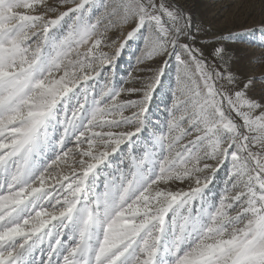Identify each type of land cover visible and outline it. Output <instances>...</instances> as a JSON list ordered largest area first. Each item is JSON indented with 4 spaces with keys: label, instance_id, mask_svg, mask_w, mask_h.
Wrapping results in <instances>:
<instances>
[{
    "label": "snow or ice",
    "instance_id": "obj_1",
    "mask_svg": "<svg viewBox=\"0 0 264 264\" xmlns=\"http://www.w3.org/2000/svg\"><path fill=\"white\" fill-rule=\"evenodd\" d=\"M61 3L73 6L0 0V264H264V100L227 49L246 33L218 37L210 63L174 0ZM138 37L160 66L142 88L97 92L91 82ZM170 63L161 119L152 107Z\"/></svg>",
    "mask_w": 264,
    "mask_h": 264
},
{
    "label": "rangeland",
    "instance_id": "obj_2",
    "mask_svg": "<svg viewBox=\"0 0 264 264\" xmlns=\"http://www.w3.org/2000/svg\"><path fill=\"white\" fill-rule=\"evenodd\" d=\"M45 2L49 6L57 7L59 11H67L69 7L73 6L72 4H62L61 0H45ZM114 2L115 0H94L97 6L101 3L111 5ZM174 3L178 4L190 17L194 30L200 29L196 32L195 46L203 50L205 58L210 63H213L211 53L218 37L246 33L245 40L227 43L231 69L242 78L254 77V85L248 94L257 101L264 100V48L258 46L261 39L259 29L264 27V0H174ZM49 15L54 16L55 14L50 13ZM88 15L92 22H95L96 19L101 20V30L109 23L103 14V9L99 7H94ZM65 20L68 18L66 17ZM249 29H254L255 32H247ZM129 30L130 25L123 28H111L107 32L108 42L122 40ZM250 40H255V43H249ZM143 43L142 37L128 42L122 50L121 56L115 62V67L109 72H102L91 82L97 92L104 88L105 84L116 88H142L147 83L151 75L149 69L160 66L161 60L159 57L147 58ZM104 51L112 54L116 49L104 48ZM138 60H142V62L138 63ZM174 74L175 65L170 63L164 77L165 87L156 96L152 107L155 116L161 119H163V105L169 99L167 88L173 80ZM136 98H138L137 94L130 96L127 93H121L118 100ZM125 115H130V112L126 111ZM68 147L74 148V144H69ZM63 167L67 171V166ZM227 174V167L220 168L215 174V179L208 186L210 197L218 198L222 194ZM191 183L187 180L183 183L173 181L168 185H161V187L171 190L179 188L187 190Z\"/></svg>",
    "mask_w": 264,
    "mask_h": 264
}]
</instances>
